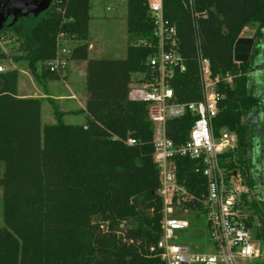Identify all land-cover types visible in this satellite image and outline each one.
<instances>
[{"label":"trees","instance_id":"1","mask_svg":"<svg viewBox=\"0 0 264 264\" xmlns=\"http://www.w3.org/2000/svg\"><path fill=\"white\" fill-rule=\"evenodd\" d=\"M126 55L92 58L89 50L90 0H54L38 17L20 19L0 36L13 40L12 55L23 60L38 84L59 77L48 63L60 35L71 48L70 60L86 63L85 123L66 121L55 101L54 122H42V98L19 95L18 70L0 73V264H165L156 250L162 234L163 202L153 161L155 126L146 103L128 99L130 85L148 71L157 39L148 0H126ZM201 52L211 76L220 77L218 114L213 130L234 133L242 145L221 157L229 176L254 189L247 117L259 105L249 91L252 65L264 46V0H194ZM165 17L179 37L186 71L175 72L171 86L178 103L202 100L194 22L188 0H163ZM11 23V19L7 25ZM255 28L251 59L236 63L233 50L245 29ZM15 47V46H14ZM0 49V59H5ZM230 76L232 83H226ZM196 120L191 112L166 123L176 145L189 140ZM135 141L128 145V140ZM178 180L200 194L205 179L198 163L176 158ZM205 188V187H204ZM203 188V191H204ZM257 240L264 247V201L242 195ZM264 264V263H263Z\"/></svg>","mask_w":264,"mask_h":264},{"label":"built area","instance_id":"2","mask_svg":"<svg viewBox=\"0 0 264 264\" xmlns=\"http://www.w3.org/2000/svg\"><path fill=\"white\" fill-rule=\"evenodd\" d=\"M188 1L194 22L202 100L187 104L176 100L171 80L175 72L186 71V63L179 52L177 29L165 17L163 0H148L157 39L156 52L147 61L148 71L133 79L128 96L131 102L148 105V116L155 126L153 161L159 172L163 219L161 238L153 250L165 264H263L264 247L257 240L255 227L249 226L247 209L242 203L246 192L241 177L237 173L229 176L220 163L221 157L236 150L240 142L228 130H222L218 137L214 134L221 78L211 76L210 60L201 52L199 15L194 0ZM7 42L0 36V49ZM67 43L60 35L56 56L48 63L50 71L62 81L67 79L71 54ZM0 73H4L1 65ZM224 80L232 83L230 76ZM188 112L196 116L189 140L176 145L166 136V123ZM127 143L134 145L135 141L129 139ZM178 157L198 163L196 172L205 179L198 187L199 195L179 183Z\"/></svg>","mask_w":264,"mask_h":264},{"label":"rangeland","instance_id":"3","mask_svg":"<svg viewBox=\"0 0 264 264\" xmlns=\"http://www.w3.org/2000/svg\"><path fill=\"white\" fill-rule=\"evenodd\" d=\"M89 15L91 18L89 36L91 38L96 39L98 33L103 34L108 40L113 37V33L119 38L122 34L127 36V2H121L120 0H90ZM254 31V27L248 28L243 32L242 36H252ZM7 41L8 42L1 47L2 52L5 54V59H0V65L4 68V73L14 69L18 70L20 96L42 98L43 124L54 122L53 108L49 100L55 101L60 109L67 113L77 112L81 107L85 108V104H82L81 98L77 95L73 96V94H71V91L74 93L75 90L74 88H71V90L69 89L67 85L68 80L63 84L56 81V85L49 82L47 87L38 84L34 75L29 71L27 63L23 60L16 62L13 59L12 55H20V53L14 52V48L17 47V44L13 40ZM117 57H120V55ZM252 69L253 72L249 81V91L253 97L259 100V105L250 113L246 120L248 127L255 130L258 137H264V51L262 52L260 59L257 57L256 62L252 65ZM84 119L85 118L82 116L80 121H78L83 122ZM71 120L70 116L66 119L69 123ZM262 140L264 139H259L261 146L262 143L264 144V141L262 142ZM261 146L259 148H261ZM244 192H246L245 194H247L248 199L253 201L256 197L260 196L264 190H254L245 187ZM247 213L248 217L253 218V222L256 224L257 217L253 216V212L247 209ZM2 226V204L0 201V227ZM201 236H204V232H201Z\"/></svg>","mask_w":264,"mask_h":264},{"label":"crops","instance_id":"4","mask_svg":"<svg viewBox=\"0 0 264 264\" xmlns=\"http://www.w3.org/2000/svg\"><path fill=\"white\" fill-rule=\"evenodd\" d=\"M121 2H126V0H120ZM246 31V29H245ZM243 37V36H242ZM251 37V36H247ZM126 41L127 36L125 34H122L119 38L116 37L113 33V37L111 39H107L103 34L98 33L97 38H91L89 36V50L92 58H111V59H121L124 58L126 55ZM68 45L72 48L74 45H76L75 42H68ZM120 55V57H117ZM107 56V57H106ZM67 85L69 89L71 88L75 90L73 93L71 91V94L73 96L77 95L81 98L82 104H85L86 101V63L82 61H69L68 71H67ZM58 83H64L66 81H63L61 79L57 80ZM52 84H57L56 81L52 82ZM70 94V95H71ZM22 97V96H21ZM41 98V97H40ZM84 107L77 110V112H66L67 116L66 119L70 116L71 122L75 124H84L85 119L83 122H79L80 118L83 116L85 118V115H83L80 111L83 110ZM49 118V117H48ZM79 120V121H78Z\"/></svg>","mask_w":264,"mask_h":264},{"label":"water","instance_id":"5","mask_svg":"<svg viewBox=\"0 0 264 264\" xmlns=\"http://www.w3.org/2000/svg\"><path fill=\"white\" fill-rule=\"evenodd\" d=\"M53 0H0V32L5 27H11L20 19L29 16L38 17L50 9ZM11 19V23L8 21ZM255 40L252 37H240L233 50L236 63H247L251 59ZM1 87V82H0ZM240 140V145H242ZM259 147H256V152Z\"/></svg>","mask_w":264,"mask_h":264},{"label":"flooded vegetation","instance_id":"6","mask_svg":"<svg viewBox=\"0 0 264 264\" xmlns=\"http://www.w3.org/2000/svg\"><path fill=\"white\" fill-rule=\"evenodd\" d=\"M247 37V36H246ZM264 51V46H260V55ZM260 59V58H259ZM250 131V149H249V159L251 161L252 167V177L254 181V190H264V144L262 146L260 144L259 139H264V137H258L255 130H252L249 127ZM264 140H262L263 142ZM260 147L259 150L256 152V147ZM264 201V192L261 193L260 196L256 197Z\"/></svg>","mask_w":264,"mask_h":264}]
</instances>
